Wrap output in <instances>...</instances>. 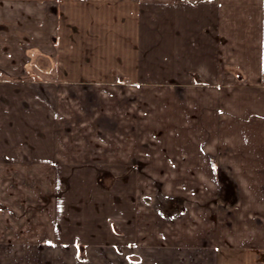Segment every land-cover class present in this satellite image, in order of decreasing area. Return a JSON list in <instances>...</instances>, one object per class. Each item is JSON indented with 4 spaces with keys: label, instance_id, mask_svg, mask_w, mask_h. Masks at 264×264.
<instances>
[{
    "label": "crops",
    "instance_id": "0c3cea01",
    "mask_svg": "<svg viewBox=\"0 0 264 264\" xmlns=\"http://www.w3.org/2000/svg\"><path fill=\"white\" fill-rule=\"evenodd\" d=\"M156 148L173 218L127 187ZM0 264H264V0H0Z\"/></svg>",
    "mask_w": 264,
    "mask_h": 264
},
{
    "label": "rangeland",
    "instance_id": "374dc122",
    "mask_svg": "<svg viewBox=\"0 0 264 264\" xmlns=\"http://www.w3.org/2000/svg\"><path fill=\"white\" fill-rule=\"evenodd\" d=\"M157 89V88H156ZM160 91L155 90L154 94H162V88H159ZM144 93V92H143ZM162 103H158L157 105H161ZM91 109L93 107V103L91 104ZM87 106L85 105L86 110L84 112H81V109H79V114H85V115H93V112L91 110V114L89 112V110H87ZM80 120V121H79ZM86 119L83 118H78V123L79 125L82 124V122H84ZM93 120V118H92ZM91 120V121H92ZM155 122H157V119L154 120ZM156 137H161L163 136L162 132L157 133ZM87 135L86 134H82V132L78 135L77 133L74 134V142H85ZM120 137L118 134L114 135V134H107L106 136V142L109 143H113L116 140H119ZM92 138H94L92 136ZM147 138V135L145 134H138V135H132V136H123V141H127L126 144L128 143H134L138 144L139 143V153H142V149L143 147V142L144 139ZM162 142V141H161ZM155 143V142H154ZM143 144V145H141ZM155 145V144H154ZM152 147L149 144V148ZM77 152V151H76ZM159 151L156 148V151L153 150L151 153V156H149V158H145L143 156L140 155L139 157V162L140 165L138 167H135L136 169H134L133 171H136V183H128L127 187L133 188V190H137L138 191V196L141 199V197L143 196L142 193H149L150 195L153 196H145L148 198H144L143 202L144 204H149L151 206H154L153 208L155 209V211L160 215V216H166V217H174L176 215H178L179 213L183 212L185 210V202L181 199H177V198H173V197H168L164 194H162V190L163 189H170L172 191H174L176 187V183H173V179L176 178L175 175L179 174V171L177 170V168H170V175L165 176L166 179H162L163 177L161 176L163 173V166L159 165V167L152 165V163H154V161L156 160V162L162 163L163 162V156L159 155L160 153H158ZM161 152V151H160ZM85 154V155H84ZM109 158H114L115 157V151H108L107 152ZM80 155L83 158L86 157V155H88V152H84V151H80L76 153V159L77 156ZM150 164V165H149ZM65 169H67L68 171L71 168H60V172H64L65 173ZM74 170V183H70V179L71 178H66L64 177V191H69L74 193V195L76 196L78 194H80L79 191L84 193V197L85 199H83L84 203L88 202L89 204H91V200H95V198L98 199V202H100V205L102 208H107L109 207V205H111V203L113 201H115V199H117L116 197H114V194H116V190L118 189V186L120 187L121 185L118 184V182H115L117 179V177H120L121 175H123L126 171H128V174L131 173V169L130 168H115V167H103V166H91L90 168H83V167H74L72 168ZM67 174V173H65ZM149 177H154V179L156 180L155 182L150 181ZM126 177L124 176V179ZM120 179V178H119ZM91 180V182L89 181ZM96 180V181H94ZM162 181L163 182H158ZM164 180L166 182H164ZM67 182V184H66ZM124 184V183H123ZM165 186V187H164ZM75 187V190H74ZM191 187V186H189ZM188 187V188H189ZM100 191H106V199H104V195L103 194H97V192ZM108 193V194H107ZM81 195V194H80ZM74 196V198H75ZM80 197V196H79ZM111 200H113L111 202ZM82 201V199H80V202ZM104 202V203H103ZM141 202V200H140ZM140 205H142V202L140 203ZM49 239V238H48Z\"/></svg>",
    "mask_w": 264,
    "mask_h": 264
}]
</instances>
